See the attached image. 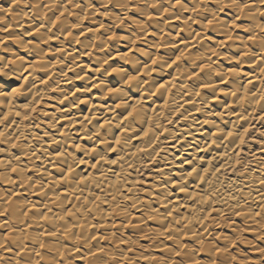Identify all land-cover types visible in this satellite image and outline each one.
<instances>
[{
	"label": "clouds",
	"instance_id": "9594fccd",
	"mask_svg": "<svg viewBox=\"0 0 264 264\" xmlns=\"http://www.w3.org/2000/svg\"><path fill=\"white\" fill-rule=\"evenodd\" d=\"M78 261L264 264V0H0V264Z\"/></svg>",
	"mask_w": 264,
	"mask_h": 264
},
{
	"label": "bare ground",
	"instance_id": "6f19581e",
	"mask_svg": "<svg viewBox=\"0 0 264 264\" xmlns=\"http://www.w3.org/2000/svg\"><path fill=\"white\" fill-rule=\"evenodd\" d=\"M99 199V197H98ZM85 203H88L87 201H85ZM92 205H89V207H91ZM69 211H71V209H69ZM256 255V254H255ZM78 264H82V261H78Z\"/></svg>",
	"mask_w": 264,
	"mask_h": 264
},
{
	"label": "snow or ice",
	"instance_id": "6c2138e0",
	"mask_svg": "<svg viewBox=\"0 0 264 264\" xmlns=\"http://www.w3.org/2000/svg\"><path fill=\"white\" fill-rule=\"evenodd\" d=\"M117 183H118V181H117ZM69 215H71V213H69Z\"/></svg>",
	"mask_w": 264,
	"mask_h": 264
},
{
	"label": "rangeland",
	"instance_id": "374dc122",
	"mask_svg": "<svg viewBox=\"0 0 264 264\" xmlns=\"http://www.w3.org/2000/svg\"><path fill=\"white\" fill-rule=\"evenodd\" d=\"M255 255V254H254Z\"/></svg>",
	"mask_w": 264,
	"mask_h": 264
}]
</instances>
